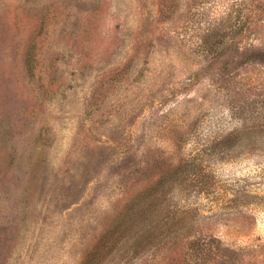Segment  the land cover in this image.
I'll return each mask as SVG.
<instances>
[{"label":"rangeland","instance_id":"374dc122","mask_svg":"<svg viewBox=\"0 0 264 264\" xmlns=\"http://www.w3.org/2000/svg\"><path fill=\"white\" fill-rule=\"evenodd\" d=\"M0 264H264V0H0Z\"/></svg>","mask_w":264,"mask_h":264},{"label":"trees","instance_id":"16d2710c","mask_svg":"<svg viewBox=\"0 0 264 264\" xmlns=\"http://www.w3.org/2000/svg\"><path fill=\"white\" fill-rule=\"evenodd\" d=\"M27 66H28V69L31 71V72H34L35 70V62L33 59H30L29 61H27ZM238 137V136H237ZM233 139H236V138H233V137H229V140H228V137L226 138H222L220 140H216L213 142L212 146L213 148L215 149H224V151L226 150V148L229 147L230 143L232 142ZM209 147V146H208ZM217 149V150H218Z\"/></svg>","mask_w":264,"mask_h":264}]
</instances>
